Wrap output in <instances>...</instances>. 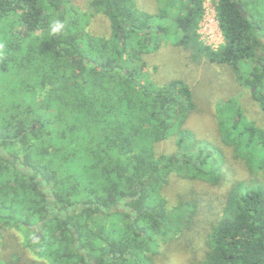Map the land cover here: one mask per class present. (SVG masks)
I'll list each match as a JSON object with an SVG mask.
<instances>
[{"label": "trees", "instance_id": "16d2710c", "mask_svg": "<svg viewBox=\"0 0 264 264\" xmlns=\"http://www.w3.org/2000/svg\"><path fill=\"white\" fill-rule=\"evenodd\" d=\"M75 1L0 0V264H19L2 256L11 231L27 264H157L169 242L201 237L198 217L210 227L192 264H264V123L231 99L216 105L218 143L197 141L184 127L189 86L155 84L144 59L170 41L229 68L264 122V0H209L216 50L197 35L206 0H154L162 14L137 0ZM98 16L109 38L88 32ZM172 137L176 152L159 153ZM172 178L228 186L221 210L192 195L169 205Z\"/></svg>", "mask_w": 264, "mask_h": 264}, {"label": "rangeland", "instance_id": "374dc122", "mask_svg": "<svg viewBox=\"0 0 264 264\" xmlns=\"http://www.w3.org/2000/svg\"><path fill=\"white\" fill-rule=\"evenodd\" d=\"M87 2L88 0L75 1L76 6L81 10L86 9ZM137 2L141 11L149 14H162V10L158 9L159 6L154 0H137ZM203 11V16L206 18L205 24L210 27L204 29L200 21L197 28L199 41L205 46L217 49L223 44V40L218 29L212 2L206 0L203 4ZM88 32L96 38H109L110 25L104 17L98 16L90 20ZM194 54L174 46L170 41H166L162 43L158 52L145 55L144 57L148 64V69L145 70V73L151 76L155 84L161 85L173 80H179L189 86L193 95L195 112L186 122L185 130L193 134L197 141L217 144L219 140L216 105L231 99L239 102L242 114L246 119L253 122L257 128H262L264 122L260 107L253 101L250 93L237 83L233 72L227 67L212 66L204 58H198L197 60ZM176 141V137L170 138L161 143L157 151L166 155L175 153L177 150ZM225 155L228 159L231 158L230 151H226ZM254 161L255 159L253 158L249 159L252 165ZM233 165L234 167L232 168L236 174L235 179L246 180L247 167L245 164ZM227 189L228 186L225 188H212L205 183H188L172 178L165 196L169 205L173 206L180 201L178 200L179 196L184 201L190 197L189 195H192L198 200L205 199V202L201 203V207L205 208L204 211H208L207 202H211L215 211H220L224 203L222 197ZM202 221L203 217H198L196 220V232L201 235L200 238L195 237V242H191L190 237L187 242L182 240L169 242L171 249L163 250V252H167L168 258L160 256L156 258L155 262L157 264H192L193 260L197 259V256L202 253L205 232L210 227V221ZM199 222L200 224H198ZM192 234L194 233L192 232ZM190 236L192 235L190 234ZM5 238L7 246L2 250L4 258L13 256L19 264H27L28 261L34 259L30 252L22 248L24 238L20 232L11 231V234L6 233ZM22 255L25 256L22 257Z\"/></svg>", "mask_w": 264, "mask_h": 264}, {"label": "built area", "instance_id": "2783aa9c", "mask_svg": "<svg viewBox=\"0 0 264 264\" xmlns=\"http://www.w3.org/2000/svg\"><path fill=\"white\" fill-rule=\"evenodd\" d=\"M214 12H215V10H214ZM214 12L212 11V14L214 15ZM205 15V14H204ZM206 15H207V12H206ZM216 15V14H215ZM216 17V16H215ZM217 21V20H216ZM205 22H206V18H204V16H203V19L201 20V24H202V27L204 26V29H206V28H209L206 24H205ZM218 23V22H217ZM218 29H219V27H218ZM221 34V33H220ZM222 37V36H221ZM223 40V39H222ZM208 47V46H207ZM210 48V47H209ZM212 49V48H211ZM213 50H216V49H213Z\"/></svg>", "mask_w": 264, "mask_h": 264}, {"label": "clouds", "instance_id": "9594fccd", "mask_svg": "<svg viewBox=\"0 0 264 264\" xmlns=\"http://www.w3.org/2000/svg\"><path fill=\"white\" fill-rule=\"evenodd\" d=\"M62 27V25L60 24H57L54 28H53V31H59V29Z\"/></svg>", "mask_w": 264, "mask_h": 264}, {"label": "water", "instance_id": "95a60500", "mask_svg": "<svg viewBox=\"0 0 264 264\" xmlns=\"http://www.w3.org/2000/svg\"><path fill=\"white\" fill-rule=\"evenodd\" d=\"M243 16H246V14H244Z\"/></svg>", "mask_w": 264, "mask_h": 264}, {"label": "flooded vegetation", "instance_id": "af4514ba", "mask_svg": "<svg viewBox=\"0 0 264 264\" xmlns=\"http://www.w3.org/2000/svg\"><path fill=\"white\" fill-rule=\"evenodd\" d=\"M50 197V196H49Z\"/></svg>", "mask_w": 264, "mask_h": 264}]
</instances>
